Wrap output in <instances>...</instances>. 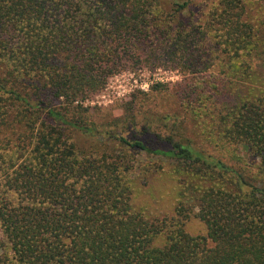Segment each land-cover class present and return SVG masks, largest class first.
Masks as SVG:
<instances>
[{"label":"trees","instance_id":"trees-1","mask_svg":"<svg viewBox=\"0 0 264 264\" xmlns=\"http://www.w3.org/2000/svg\"><path fill=\"white\" fill-rule=\"evenodd\" d=\"M158 2L0 0V148L4 137L16 140L11 152L0 151V264H264V74L242 68L234 71L242 81L228 78L213 91L178 84V107L202 124L193 130L184 131L177 114L168 132L146 119L128 137L122 131L139 125L133 98L122 116L87 122L80 114L109 75L143 56L176 50L189 67L192 53L169 44L172 29L158 21ZM225 7L217 16L243 33L237 41L248 69L247 57L264 59V31L252 46L241 28L249 23L238 21L243 0ZM185 28L173 33L179 49L191 44ZM251 74L257 85L245 82ZM161 87L168 86L152 85ZM210 99L220 102L208 108ZM205 131L252 160L209 153L199 139ZM75 137L89 145L79 147ZM131 150L167 159L181 177L172 215L134 209L128 175L148 169ZM190 216L204 224V235L185 230Z\"/></svg>","mask_w":264,"mask_h":264},{"label":"rangeland","instance_id":"rangeland-1","mask_svg":"<svg viewBox=\"0 0 264 264\" xmlns=\"http://www.w3.org/2000/svg\"><path fill=\"white\" fill-rule=\"evenodd\" d=\"M184 1H187V6L179 14L176 11V7ZM226 1L160 0V3H158L162 6V11L159 12L158 21L172 29V38L169 40L172 48L189 54L192 53L189 67H184L185 56L182 52L175 53L176 50L172 57L167 54V56H162L160 59H148L147 56H143L142 60L136 61V65L123 66V70L120 69L119 72L109 75L104 86L88 95L89 98L83 103L86 111H81V116L87 122H102L109 117L122 116L124 114L123 108L129 103L127 101L133 98L136 103L134 112L136 117H138L137 122L139 125L136 126V129L130 128L126 132H124L125 130L122 131L119 128L120 126H118L113 128L114 131L120 129L123 134L125 133L128 137H131V135L135 134L134 131L140 127V123L150 119L155 122L154 126L158 131L165 133L173 128L171 126L172 120L177 114V118H183L182 129L184 131L202 126L201 123L197 122V124L193 119V117L196 118V114L186 112L184 107H178L181 101L180 96L178 97L175 94V91L179 89L178 84L192 83L198 86V90H201L204 85L212 88L213 91V84L220 87L226 84L228 78L232 79V83H236L239 80L242 81L243 78L237 76L234 72L241 71L242 68H245L247 72L253 69L256 73L264 74V59L262 57H247L246 60L250 66L248 69L245 67L247 62H244L241 56L243 48L237 41L242 37L239 36L243 35V33L237 32L232 28L233 22L228 25L222 20L219 21L220 18L217 15H222L223 11H225ZM243 2L245 3L244 13L242 12L238 21L249 23V28L244 26H241V28L251 35L250 44L254 46L259 30L263 29L264 31V2L262 0H243ZM238 3L241 5L240 2ZM181 24L186 26L183 36L187 41L189 39L191 42L189 46H185L186 49H179L177 45L179 42L173 39L175 28ZM262 42L264 43V38ZM249 48L250 46L248 45L245 51ZM244 79L248 80V82L245 81L246 83L257 85L255 83L257 77L254 74ZM157 83L168 87H161L156 91V89L152 88V85ZM205 94L207 93L205 92ZM221 99L218 96H214V100ZM214 100L206 101V106L213 108L214 104L220 102L212 103ZM199 104H195V107ZM198 111H201L200 108ZM164 115H168L166 122L161 120ZM202 131H204L203 128ZM206 132L199 139L209 153L211 152L216 157H221L227 162H231L229 155L232 157L234 153L237 162H240L239 160L243 162L252 160L242 148L234 150L233 145L231 147L228 145L224 148L222 145L218 146L219 140L212 138ZM185 134L188 133L186 132ZM140 137L145 141L146 139H151L148 141L149 144L155 145L156 139L153 135L144 134ZM7 138H9L8 142L6 141ZM67 140L69 142L70 138ZM76 140L79 147L85 148L89 145L88 140L84 137H78V139L75 137ZM15 144V136L4 137L0 151L3 153L11 152L15 149ZM238 149L241 150L242 154L237 155ZM127 152L129 155L132 153L138 160L146 162V169H148L144 174L134 172L135 174L128 175L131 203L134 209H141L148 216L162 217L164 215H172L177 204L176 191L179 190L181 177L173 171V166L163 157L139 152L135 153L133 150ZM18 162V160L15 161V163ZM161 163L162 166L160 168L155 166H160ZM184 228L191 235H204L206 233L204 224L194 216H190L185 220ZM155 243L160 244L161 237Z\"/></svg>","mask_w":264,"mask_h":264}]
</instances>
